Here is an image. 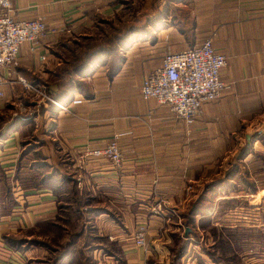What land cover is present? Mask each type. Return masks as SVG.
<instances>
[{
	"label": "crops",
	"instance_id": "crops-1",
	"mask_svg": "<svg viewBox=\"0 0 264 264\" xmlns=\"http://www.w3.org/2000/svg\"><path fill=\"white\" fill-rule=\"evenodd\" d=\"M142 1V11L151 5L152 14L137 18L128 49L119 46L126 52L119 69L109 72V63L90 62L85 68L88 88L61 96V85L55 95L66 109L44 113L40 151L46 166L40 169L46 171L39 177L59 179L57 188L20 186V147L10 138L2 142L0 264H50L51 255L57 257L55 264H174L173 241L177 245L182 220L190 217L211 184H222L211 196L218 200L210 208L212 216L223 210L222 202L264 199V177H256L264 173V0ZM129 2L135 5V0H11L16 19L42 17L48 24L36 52L23 44L19 60L27 67V77L18 76L30 81L36 77H28V72L38 74L48 85L54 70H79L83 64L75 67V55H85L84 47L77 53L70 44L100 39L98 29ZM131 27L115 37L131 35ZM209 36L215 50L227 58L221 77L228 87L188 124L169 106L145 99L141 86L164 55L200 46ZM139 49L140 56L153 57L133 59L127 67L128 55ZM0 79L3 97L6 81ZM15 81L11 87L24 88ZM116 137L125 155L121 168L106 157L87 154ZM252 138L245 162L259 175L251 171L244 180L247 190L236 191L224 181L225 162L232 163L235 155L239 159L238 152L250 146ZM230 209L232 214L238 211ZM142 224L147 226L146 246L135 241ZM228 225L235 229L244 224ZM194 242L189 241L187 252L178 258L181 263L218 264ZM192 249L201 254L194 256Z\"/></svg>",
	"mask_w": 264,
	"mask_h": 264
},
{
	"label": "rangeland",
	"instance_id": "rangeland-1",
	"mask_svg": "<svg viewBox=\"0 0 264 264\" xmlns=\"http://www.w3.org/2000/svg\"><path fill=\"white\" fill-rule=\"evenodd\" d=\"M144 3L142 0H140V3L138 0H135V5L129 2L127 5L128 7L125 10L121 11L111 22L105 23L101 26V29H98L96 34L101 36L100 39L97 38L90 41H80V44H74L72 42L70 46L75 49L73 51L78 53L80 47H84V50L87 48L89 49L94 44L96 45V42H106L104 39L105 35L113 32L114 37L118 34L117 32L119 29L125 31L126 27H134L138 17H143L142 15L146 13L152 14L151 5L142 11V5ZM163 9V13L167 14L168 7L164 6ZM120 17L123 19L125 18V20L128 21V24L126 21L120 23ZM142 21L139 22L140 25L142 24ZM124 33L125 32H122V34ZM139 51H141V49L135 50L132 53L130 52L129 55L127 53L130 57L127 67H129L133 59L139 61L141 58L153 57L140 56ZM125 59V51H119L118 57L115 55L109 57L106 54L98 56L99 62L104 61L109 63V72L118 70L120 65L124 63ZM129 70L131 72L133 71V69ZM135 70L136 68H134V71ZM71 71L72 70L69 69L54 70L55 75L58 77L53 75V80L49 81L48 85L46 84L44 78L40 75L36 74L35 76H32V74L28 72V77H36L30 80L31 83L35 84L38 88H41V86L44 87V90L41 88L43 90L42 94L38 95L36 91L27 93V89L22 88L19 84L14 85V88L10 86V81H18L19 74H23L27 77V67L21 65L19 58L16 64L0 70V78H4V81H6L5 84L1 85L4 91V96H0V98H2L0 99V104H2V107H0V146H2V142H5L10 138L11 143H15L17 146L19 145L20 157L25 153L24 161L27 162L28 165L31 164L34 166L41 163L42 165H40V167L46 166V163L43 164V162H45V158L42 155V151H40L43 144L41 135L44 128V122L46 121L44 113L45 111H50V115H54L56 110H64L63 108L66 109V105H63V108H61L55 103V101L58 102L57 99H55L56 90L58 89L59 91L61 85H63L65 81L67 82L70 80L78 83L80 81L82 83V88H88V81H86L88 80L87 76L81 78L74 75V72ZM4 74L5 77H3ZM253 140L254 138L251 139L250 146H247L243 151L238 152L239 159H237L235 155L233 159L231 158V161H233L232 163H228L229 160L225 162L224 172H226V175L224 177V181L226 182L229 180L228 182L231 183L228 184L226 182L228 187L234 188L236 191L238 189L247 190L248 184L244 180L249 178L252 174L251 171H253L256 175H259L258 170L254 169L252 165L248 166L245 162V157L251 149ZM45 171L46 169H39L37 173L42 174ZM24 176H26V174H24ZM262 176L264 177V173H262L261 176L256 177H260L261 180ZM232 177H236L234 179L235 181H232ZM25 183H27V181L24 180L23 184L25 185ZM216 199V197L210 198V201L207 204L208 210L206 209L207 212L205 216H187L182 220V225L180 226L175 238L178 241L177 245H174L173 241L174 252L171 250L173 255L175 253V257L177 259L174 261V264H185L181 263L178 258L187 252V250L185 253L184 251L182 252V249L184 245L187 247L189 241H191L192 244H195L194 241H197L199 244L201 243V253L204 251V255L208 253V250H211L215 256H221L218 257V259H222L221 264H264V225L260 226V228L249 226L264 223V199H262L261 202L250 199L252 201V203H250L251 201L247 200V198L240 197L238 199L239 201L235 200L232 203L222 202L223 210L220 209L219 214L212 216L211 212L213 214L214 212L210 208L218 202ZM232 206L238 208L236 213H229ZM225 210H229L227 214ZM197 217H199L198 220ZM193 219L195 220L194 222L192 221ZM232 223H243L244 225L231 229V225L228 224ZM145 227L147 231V226L145 225ZM188 228L189 231H187ZM226 235H230V238L227 239ZM225 238L228 240L232 249L226 247L221 249L218 247L221 246V242L225 240ZM229 240H232V242ZM213 246L215 249H213ZM192 253L194 256H199L201 254L197 253L195 249H192ZM189 254H191V252ZM56 258L57 257H54L53 255L48 256V263L53 264ZM209 259L211 258L209 257ZM83 264H85L84 261ZM155 264L161 263L155 262Z\"/></svg>",
	"mask_w": 264,
	"mask_h": 264
},
{
	"label": "built area",
	"instance_id": "built-area-1",
	"mask_svg": "<svg viewBox=\"0 0 264 264\" xmlns=\"http://www.w3.org/2000/svg\"><path fill=\"white\" fill-rule=\"evenodd\" d=\"M47 32L44 18L16 19L11 0H0V70L16 64L23 44L29 43L31 51L36 52ZM41 59L45 61L46 56ZM226 65V56L215 50L213 38L209 36L200 46L164 55L162 64L144 78L143 97L169 106L176 118L193 124L202 106L218 99L228 87L221 77ZM18 81L27 92L36 91L41 95L44 90L24 76H18ZM55 103L63 108L62 103ZM87 154L106 157L115 168H121L125 162L117 137L105 147L89 150ZM146 234L145 225H141L135 235L138 246L146 245Z\"/></svg>",
	"mask_w": 264,
	"mask_h": 264
},
{
	"label": "trees",
	"instance_id": "trees-1",
	"mask_svg": "<svg viewBox=\"0 0 264 264\" xmlns=\"http://www.w3.org/2000/svg\"><path fill=\"white\" fill-rule=\"evenodd\" d=\"M127 32L129 31V27H126ZM131 30V35L119 38V37H113V32L111 34L105 35L104 39L106 40V42H96V45L94 44L92 47H90L89 49L87 48L85 50V55L81 54V55H75V59L76 57L78 58V60L76 59V62L74 63L75 67H77L76 65L79 64L82 65L81 68L79 70H73L71 72H74V75L78 76V77H86L88 75V70H86L85 68L87 67V65L90 62H98V56H103L104 54H106L107 56L111 57V56H117L119 55V51L120 48L119 46L125 47L128 49L129 45L134 41L135 38V33H134V27L130 28ZM119 31H121V29L118 30L117 33H119ZM124 32V31H122ZM117 35V34H116ZM98 41V40H97ZM121 47V48H122ZM110 50V54L108 53V51ZM108 63V62H107ZM119 65V63H118ZM79 81V80H78ZM82 83L79 81V83L74 82L73 80L70 81H65L63 83L62 89L63 91L60 93L61 96L64 95H69L72 93V91L76 88H81L82 87ZM61 96L55 95L56 99H62L60 98ZM25 159V153L23 155H21V160L19 162L20 167H19V171L17 173V179H19L20 181V186H22L23 188L27 187H40V186H50L53 189L57 188V183L59 182V179L56 181H53L52 179L49 180L48 177H43L40 179L39 174L37 173L39 171V169L41 168L40 165H42L41 163H38L34 166H32L31 164L28 165L27 162L24 161ZM45 162H43L44 164ZM29 170H31V174L30 176L27 175V172H29ZM24 174H26V176H24ZM27 177V178H25ZM52 177H54L52 175ZM24 180L27 181V183H24ZM61 180V179H60ZM222 184L217 183V184H211L209 188H207V191L203 192V194L199 197V199L196 201L195 205L193 206V208L190 210V216H198L201 214H205V210L207 209V204L210 201L211 196H214V192L216 190H218L221 187ZM220 190V189H219ZM193 222L195 221L194 219L192 220ZM232 229V228H231ZM230 230V229H229ZM228 230V232H229ZM234 231V230H231ZM230 235H226V238L229 239ZM225 238V240H223L221 242V246H218L221 249L229 248L232 249L230 244L228 243V240ZM230 241V240H229ZM232 242V240L230 241ZM186 245H184L182 252L184 251L185 253V248ZM70 249V248H69ZM213 249H215V247L213 246ZM207 255H209V257L211 259H213L215 262L221 264L222 263V259H218V257L221 256H215V254L213 252H211V250H208ZM215 256V257H214ZM59 260V259H58ZM57 262V259L55 260ZM232 263V262H231ZM55 264V262L53 263Z\"/></svg>",
	"mask_w": 264,
	"mask_h": 264
},
{
	"label": "water",
	"instance_id": "water-1",
	"mask_svg": "<svg viewBox=\"0 0 264 264\" xmlns=\"http://www.w3.org/2000/svg\"><path fill=\"white\" fill-rule=\"evenodd\" d=\"M187 231H189V228H188V230Z\"/></svg>",
	"mask_w": 264,
	"mask_h": 264
}]
</instances>
